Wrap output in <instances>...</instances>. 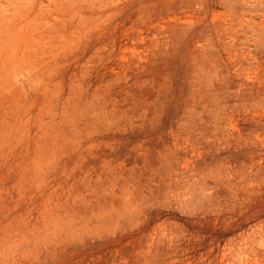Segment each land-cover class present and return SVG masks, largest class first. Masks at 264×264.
<instances>
[{
	"label": "rangeland",
	"instance_id": "374dc122",
	"mask_svg": "<svg viewBox=\"0 0 264 264\" xmlns=\"http://www.w3.org/2000/svg\"><path fill=\"white\" fill-rule=\"evenodd\" d=\"M0 264H264V0H0Z\"/></svg>",
	"mask_w": 264,
	"mask_h": 264
}]
</instances>
